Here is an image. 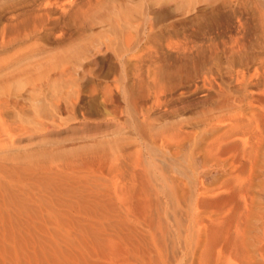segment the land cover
Wrapping results in <instances>:
<instances>
[{"label": "bare ground", "instance_id": "1", "mask_svg": "<svg viewBox=\"0 0 264 264\" xmlns=\"http://www.w3.org/2000/svg\"><path fill=\"white\" fill-rule=\"evenodd\" d=\"M91 1L38 0L33 5V9L29 15L34 16L33 18L36 20V25L34 26L48 29L55 27L58 23L57 19L60 21L59 18L55 19V21L52 20L54 14H60L64 18V15L75 9V11H78L75 12V14L77 13L75 17L72 14V18L80 20L81 17L85 16L82 11L89 4L88 2ZM25 15L29 16L28 14ZM126 16L124 15L123 18ZM144 17L146 19V15ZM98 18L100 17L98 16ZM132 19H125L126 21L123 19L125 22L122 27L119 25V20L115 24L112 23L110 29H104L106 35L101 39L102 41L100 40V42L91 44L87 43V46H82L77 53L74 52L75 54L71 55L72 60H69L70 65L66 64L68 63V60L66 62L65 59L66 56L60 58V60L57 59V63H60V65L58 64V67L60 66L58 68L60 76H71L72 74L77 75L80 70H83L84 61L91 58H102L106 56L105 53L108 52L109 54L111 51L112 59L117 62L119 68L116 71L113 67V71L118 73L119 76L116 80L113 78L115 81L113 85L107 84L106 86L105 84V87L102 86L100 88L103 97L99 95L101 93L98 94L97 92L98 95L94 94L96 88L93 86V91L91 88V91L85 89L90 93L87 96L89 99L87 97L85 99L82 98L81 101L79 100L81 103L72 104V107L66 105L68 102L71 104L70 100H68L64 106V108L67 106L68 109L69 106L71 109L79 107L89 116L91 114L90 111L95 112V109L97 111V105L101 106L102 104V114H95L96 116L92 114L91 116L103 118L100 120H104L105 116L112 117L108 118L106 128L100 126L99 123V125L95 123L100 131L99 134L87 138L90 134L87 133L88 135H85L87 140L85 141V138L84 142L81 140L82 144L79 142L80 144L77 146L75 143H77L78 138H76V142L72 141L75 142L73 143L75 145H72L70 149L62 145L63 147L60 146L61 148L58 147L54 151L50 149V151H43L35 156L30 155L31 157H28L29 160L37 166L40 164L45 165L48 162L51 164L50 160H52V163L65 162L64 169L67 167L68 170L66 171L70 173L69 175L73 179L77 177L75 180L79 179L80 182L76 180L77 183L79 182L78 184H81V181L85 177L87 180L90 179L88 176H85L89 174L87 173L89 170L102 176H105V173H108L109 176L114 173L117 181L122 179V183L115 184V187L114 184L112 185L114 193L111 194L112 196L114 195L113 200L115 205L113 208H115L118 218L116 221L121 222L119 223L120 226L124 227V225H128V227L124 228H128L127 231L130 233L124 229V232H127H125L126 235L123 233L126 236L124 237L117 230L120 234L116 231L119 238L117 236L115 238V235H112L113 240H107L105 238H109V236H106L103 237V241L100 238L95 239L96 235H92L94 238H90V242L87 240L89 243L88 247L89 245L92 246V248L89 247L92 249V252L98 249L96 255H94L98 260L102 259L103 261L104 259L109 261V264H119L121 261L119 257H123V253L127 249L124 246L127 243L126 241H128L127 239L130 238L131 244L133 243L130 235L133 237L136 235L134 239L138 238V241H136H142L144 244H136L137 242L135 241L137 245H134L136 250L137 248L139 249L138 245L140 248L142 246L146 247L143 249L145 252H149L150 256L155 251L156 254L159 253V257H162L169 239H173L172 244L173 248L176 247L175 250L180 249L183 228L181 231V227L179 226V230H173L174 232L171 233L168 227L172 225L169 223L170 221H174L176 226L180 225L181 211L178 212L177 210L186 209L184 216L190 218V216L194 217L192 211L200 207L222 204L232 207V210H235L234 212H238L243 207L244 211L242 212H244V216L239 220L240 222H237L240 226H243V233L242 235L239 233L238 236L234 235L235 237H232L229 232L230 229L222 230L223 234L219 231L218 233L220 234H216L217 237L210 239L207 244L208 246L206 245V249H209H203V251L208 252L215 244L218 245L219 241L222 240L223 245L219 244L221 250L232 248L238 255L240 254L239 256L243 254L247 255L248 258L246 257V261L243 264H256L255 261H252L254 258H252L253 254H259L260 257L264 255V224L257 226L258 214L264 205V29H234V31H231V29H134ZM66 23L64 21V24ZM55 40H57L56 44L61 42L59 39ZM41 52L44 53H38L39 55L33 53V56L25 57L24 61H26V64L30 68L41 66V64L45 65L40 58L46 56L47 59V54L45 51ZM15 63L18 64V62ZM117 66L115 64V67ZM48 71L51 72L52 70ZM106 83L109 82L106 81ZM114 87L116 88L113 89ZM80 89L77 90V96H75L76 93L73 94L75 96L74 99L76 97L77 99L79 98L78 93L80 91L85 93L84 89ZM99 96L101 102L98 100ZM59 105L54 104V107L51 110L49 109L50 111L46 109V112L40 114L42 115L40 117L45 122L44 120L43 122L29 120L31 124H36L37 133L43 128L48 129L46 127L48 123H51L54 129H59L67 123L64 122L62 124V119L60 121V117L63 116H60L62 107ZM69 112L75 118L77 113L74 115L68 110ZM68 113L66 112L67 115ZM80 115H82V112ZM82 116H78V118ZM68 117L70 121L72 117ZM85 117L81 119L88 120ZM63 120L65 121L66 117ZM69 121L68 123L72 122ZM109 121H112L114 126ZM94 127L91 128L93 129ZM28 128L23 131H29L30 128ZM19 130L22 131L21 128ZM28 131H25V134ZM16 132L17 134L19 133L18 131ZM16 132L13 131L14 134ZM91 132H94V129ZM82 133L85 132L82 131ZM68 136L70 137L71 135ZM2 139L5 141L4 138H1L0 142H2ZM59 140L58 142H61ZM58 142L56 144H59ZM13 162L16 161L14 160ZM56 163L52 165H56ZM19 164L22 163L20 162ZM83 174L84 176H82ZM90 177L92 178V181L89 180L91 183L99 184L97 183V177H95L96 180L93 179V175H90ZM99 178L101 183L109 182L105 181V179H103L105 181L103 182L101 177ZM83 182L86 183V180ZM85 183L83 185H86ZM101 183L99 184V188ZM83 185L79 186L82 187ZM102 185L103 187L100 189L104 190L105 184ZM213 185L217 186V190H213ZM87 187V185L83 187L84 191L78 188L79 190L76 192L81 190V192L88 194L90 191H86ZM108 187L110 188L109 185ZM106 188L105 190L109 189ZM96 190L101 194V190ZM83 193L78 194H81L82 198L85 197L86 200L93 196L89 195L91 192L88 196L86 194L83 195ZM78 194L76 193L75 195L80 197L81 195L79 196ZM85 198L83 199L84 201L80 200L83 205L80 201H77L78 199L76 200L80 206L85 207V209L82 207V212L83 209H88L87 206L92 204H89L90 201H85ZM92 198L95 200L97 197L94 196ZM97 199L96 201H98ZM73 204L72 207H68L70 211L77 205L76 203ZM79 205H77L78 210L81 209ZM97 206L98 216L96 218L101 215L99 214L101 213L99 212L101 208L99 209L100 205H98V202L95 205V209ZM96 210L92 209L90 212L91 216L90 213L89 215L86 213L90 209L89 211H85L84 215L87 214L88 219H90L93 213H96ZM73 211H76V208ZM236 215L238 216V214ZM231 217H235L234 214ZM111 220L110 223L112 222L111 224L114 227V222ZM192 222L190 223L191 225ZM75 224L78 228L80 227L77 223ZM111 224L109 225L110 227ZM137 224L146 230L139 228ZM129 225L132 226L129 227ZM133 225H136V227ZM191 228L190 230L189 228L187 229L188 233L184 240V250L187 251L191 247L190 239L192 234L189 235ZM79 229L83 230L84 227ZM86 229L89 231L88 228ZM112 230L115 232V227L111 229V232ZM254 230L261 231L262 236H259L262 238H258L257 243L252 244L253 246L250 245L253 247V250L250 251L247 244L249 238L245 235L248 234L249 236ZM89 232L87 234H91L94 230ZM105 233L107 235V232ZM147 233L149 235L152 233L151 238ZM127 234L130 235L127 237ZM102 236L104 235L102 234ZM80 237L78 238L82 239L84 236ZM114 240H119L120 243ZM84 241L82 240L83 243L80 241L82 245L79 244V249L86 260L87 256L85 255L87 252L84 254L83 251L86 249L88 251V248L84 244L87 241ZM251 241L254 240L251 239ZM248 243L250 242L248 241ZM197 244L200 245V243ZM81 246H84V250L80 248ZM195 247H198V245ZM200 247L197 249L193 247V250L190 249L192 250V252L190 251L191 254L196 256L198 251H201ZM129 250L125 251L126 254L130 252ZM54 254H57L55 250ZM69 254L71 253L69 252ZM150 256L147 264L150 263ZM207 258L205 257V259ZM83 259H80V261ZM124 260L123 263L125 262ZM57 263L61 264L62 262L59 261ZM66 263L64 262V264ZM142 263L145 264L144 261Z\"/></svg>", "mask_w": 264, "mask_h": 264}, {"label": "rangeland", "instance_id": "2", "mask_svg": "<svg viewBox=\"0 0 264 264\" xmlns=\"http://www.w3.org/2000/svg\"><path fill=\"white\" fill-rule=\"evenodd\" d=\"M36 1L38 0H0V134H2L0 135V137L5 139V141L2 139V142H0V264H56L59 261L62 262L61 264H64V262L66 263L68 261L69 262L66 264H94V262L95 264H109L110 262L107 260L103 259L102 261V259L98 260L97 258H95L94 255H96L98 249H95V252H92V249H90L92 248V246L89 245L90 248L88 247L89 243L87 240H89L90 242V238L93 239L95 235V239L100 238L103 241V237L109 236V238L106 237L105 239L111 240L112 235H115V238L116 236L119 238V236L116 234L117 230L120 232V234H123L127 231L128 228L124 227H128V225H124L123 227L119 224L121 222L116 221L118 220V218L115 212V208H113L115 206L113 200L114 195L112 196V194L114 193L113 188L115 187V184L122 183V179L117 181V178H115L116 175H114V173H112L110 176L108 173H105V176L107 175L105 177L104 175L102 176L99 173H93V171L91 170L87 171V173L93 175V179L96 180L95 177H97V183L99 184L101 183L99 177H101L102 180L105 179V181H109L108 183H101L100 188L103 187L102 184H105L103 188L104 190H101L102 188H99V184L91 183L92 178L87 173H85L87 174L85 176H88L90 178L89 180L91 181L87 180L86 177L85 179L82 177L83 181L86 180V183L81 181V184H78L80 182L79 179H76L77 181H79L77 183L75 180V178L77 177H74L73 179L72 176L69 175L70 173L66 171L68 170V168L66 167V169H64L66 165L65 162L62 163L61 161V163L57 162V164L56 162L52 163V160H50L51 164H49L48 160V163H46L45 165L42 164L43 166L40 164L39 167L35 163L30 161L28 157L30 155L35 156L43 151H50V149L54 151L57 150L58 147L61 148L63 146L70 149L72 148V145L76 144L78 146L81 140L84 142V138L86 141L87 138H90V136L98 135L100 131L98 130L97 125L100 124V126L106 128L108 120L112 117L105 116L106 118H104V120H100L103 118L98 117V119L97 117L91 116L92 114H102V104L101 106L99 105L100 107L97 105V111L96 109L95 112L90 111L91 114H89V116L85 114L86 112H84V110L82 111V109H80L79 107L71 109L70 106L75 103H81L80 101L82 100V98L85 99L87 96H89V91H91V89L92 91L94 90L93 86L94 88H96V90L98 89L97 91L94 90V94L98 95L99 93H101L100 88L102 86L105 87V84L106 86L107 84L113 85V83L115 82L113 78H115L116 80L119 76L118 73L113 71V67L116 71H118L119 68L117 66V62L112 59V53L110 51L109 54L108 52L105 53V59L104 57H97L84 61L83 70H85L86 72L80 70L79 74L77 75H63L64 77H61L60 72L58 73V68L60 67H58V64L60 65V63H57V59L60 60V58L66 56V62L68 60V63L66 64H69L72 60L73 54L77 53L82 48V46H87V43L91 44L94 42L97 43L98 41L100 42L104 35H106L104 33V29H110L112 23L115 24L116 22H118V20L120 22L119 25H121L122 27L124 25V22L128 20V18H133L132 25L134 24V29H231V31H234V29H264V0H92L91 2H88L89 4H87V6L82 11L84 12L83 15L85 16L81 17L80 20H77V18L74 19L77 14H75V12L78 11H75V9L69 11L67 15H64L65 19L60 14H54L52 19L53 21H55V19L57 18L60 19V21L57 19L58 23L55 25L56 29L55 27L43 29L41 26L38 28L34 26L36 25V20H34V16L29 14H31L33 5H35ZM92 13L94 16L92 15ZM122 13L127 16L123 18L124 15ZM25 14H28L30 17H27ZM72 14L74 15L73 18ZM69 15L71 16L70 19ZM145 15L146 19L144 17ZM95 16L96 18H98V16L100 18L96 19L94 18ZM122 18L126 20L124 21ZM25 19L27 21L29 20V23ZM67 20V23L69 24L66 23ZM64 21L66 24H64ZM55 39H59L61 40V42L59 44H56L57 40ZM39 50L45 51L47 54V59L46 56L40 58L42 60V63L45 65L41 64V66L30 68L24 60L28 56H33V53L35 55L44 53ZM15 62H18V64ZM19 62H21V64H19ZM13 63L14 65H16L14 66ZM115 64L117 67H115ZM11 68L14 69L12 70ZM48 70L52 71L50 72ZM106 81L109 83H106ZM80 88L84 90L89 89V91L85 90V93L80 91V93H78L79 98L77 99L76 97L74 99V97L77 96V90ZM115 88L116 87H114L113 89ZM74 93H76L75 96H73ZM99 95L102 96V93ZM100 96L98 100H100L101 102ZM68 100H70L71 104L68 102ZM54 104H60L59 106L62 107L60 116L63 117L59 116L60 121L62 119V124H64V122L68 123V116H70V118L73 116L70 114V112L68 113V110L71 111V113L74 115L77 113L75 115V118L73 116L70 120L72 122L68 123L69 125L66 123L59 129L52 128L51 123H48L46 126L48 127V129L43 128L37 133L36 124L33 125V123L31 124L30 121L34 120L36 122L38 120L39 122H43L44 119L41 118L42 115L40 114H43L49 109L51 110L54 107ZM65 104L67 106L70 105L69 109L67 108V106L66 108H64ZM78 111L80 113L82 112L83 116L80 115ZM66 112L68 113V115L66 114ZM78 116L82 117L78 118ZM65 117L67 121L63 120L65 119ZM83 117L88 118V120L81 119ZM96 118L98 122L96 121ZM110 122L112 123L111 125H113V122L109 121V123ZM87 123H90V129ZM28 125L30 129L28 128ZM48 125H50L51 128H49L50 126ZM23 127H25L24 129H29V131L25 130L26 132L28 131V133L25 134V131H23ZM91 127H94V132H91L93 130ZM20 128L23 132L19 130ZM96 129L98 132L96 131ZM13 131H18L19 133L17 134L16 132L14 134ZM82 131L85 133H82ZM87 133H90L91 135H88ZM67 134L71 136L69 137ZM85 135H88V137L86 138ZM76 138H78V141L75 140ZM58 140L61 142H58ZM69 140L71 141L69 142ZM72 141H77V143ZM57 142L60 145L56 144ZM14 155L17 156V159H14ZM14 160L16 162H13ZM10 162L13 163L11 164ZM20 162L22 164H19ZM55 163L56 165H52ZM82 176H84V174ZM105 181L103 180V182ZM82 182L83 184L85 183L88 186L86 188V191L91 192H89L90 194L88 192L87 193L90 196L93 195L92 197H97L98 199H96L98 201H96V199L94 200L92 197H87L88 200H86L85 197L82 198V195L80 194V196L78 194L83 193L81 192V190H85L83 189V187H85L86 185H83ZM87 182H90L91 184ZM94 182L96 183V181ZM113 184L114 187L112 188ZM79 185L83 186L81 187ZM93 185L94 188L102 191H100L101 194L98 193V190L93 188ZM108 185L110 186V188L108 187ZM78 188H81V190L76 192L77 190H79ZM105 188H109L111 191L109 189L105 190ZM213 190H217V186L213 185ZM76 193L80 197L76 196ZM84 194H86V192L83 193V195ZM88 194L86 195L88 196ZM84 198L85 201H90L89 204L94 203L93 205H90L91 207L87 203H84L88 205V209L86 210H84V206H80L77 202L81 199L83 200ZM68 202L71 205H69ZM97 202L98 205H100L99 209L101 208L102 211L100 209L99 212L101 213L99 214L101 215L96 218V216H98V206L96 207L97 210L95 209V205H97ZM73 203L79 205L81 209L78 210V206L75 205L74 209L76 208V211H73V208V210L70 211L68 207H72L74 205ZM81 204L83 205L82 202ZM82 207H84L83 212ZM203 207L196 209L197 211H192L194 217L190 216L191 220L189 217L184 216L186 214V209H179L177 211H181L179 221L180 225L176 226L174 224V221L169 222L173 225L172 226L169 224L171 227L168 226L169 232L171 231V233H173L175 230H179L180 227L182 231L183 228V231H180L181 235L183 234L181 238L180 249L175 250L176 247L173 248L172 244L173 239H169L166 243V249L164 250L163 254L161 253L162 257H159V253L156 254L155 251L150 256L149 252H145L144 250L146 247L144 248L142 246V248H140V246L138 245L139 249L137 248L136 250V244L141 243L142 245L143 243L142 241L137 242L138 238L134 239L136 235L133 237L129 234L130 237H132L131 239L133 240V243L131 244L129 240L130 238H128V241H126L127 243H125L124 246L127 247V249L125 248L126 250H131H129L130 252H127V254L125 252L126 250L124 251L123 257H119V260H121L119 264H143L142 261L147 264L149 262V256V264H243L246 261L247 255L243 254L239 256L240 254L238 255L232 248L221 250L220 245H223V241L221 239V241H219L220 245L215 244L213 248L208 252L203 251V249H209H206V245L208 244L210 239H215L217 235L220 234L218 233L219 231H221V234H223L222 230L230 229L229 232L232 237H235L234 235L238 236L239 233L240 235H242L243 226H240L237 222H240L239 220L244 216V212H242L244 211L243 207H241L238 211L239 213H241L240 215L237 211L234 212L235 210H232V207L222 204L212 206L208 205ZM91 208L96 210V213H93V219H88L89 217L87 216V214L89 215V213L92 211ZM261 208L262 209L258 214L257 226L264 224V205ZM87 210L89 212H86L87 214H85V218L84 213ZM76 212L78 213V215ZM235 213L238 214V216ZM59 214L61 215L59 216ZM233 214L235 217H231L233 216ZM110 219H112L114 222L113 225L115 227V232L113 231L114 229L111 232V229L114 227L111 224L112 222L110 223ZM95 222L97 223L94 225ZM191 222L192 225L190 224ZM73 223H77L80 226L79 228H88L89 231L94 230V232H92L91 234H87L89 232L87 231V229H79L78 226L76 224L74 225ZM109 223L111 224V227L109 226ZM130 226L132 225H129V227ZM133 226L136 227V225ZM138 227L143 228L142 226L140 227V225H138ZM120 228L122 229L120 230ZM188 228L189 230L191 228V233H189V235L192 234V237L190 239L191 247L193 246L194 249H197L201 246V251H198V254L199 252H201L199 255L197 254L195 256L191 254L193 247H190V249L192 250H184V240L188 233ZM124 229L126 230L125 232ZM258 231L259 230H254L249 236L248 234L245 235L247 236V238H249L247 240V244L250 251L253 250V247H251L250 245L257 243L258 238H262L259 236H262L261 231ZM105 232H107V235H105ZM127 232L130 233L129 231ZM102 234L104 236H102ZM151 234H148L150 238ZM123 235H121V237H123ZM125 235L124 237H126ZM129 235L127 234V237ZM80 236L84 237L82 239H79L78 237ZM250 238L254 241H251ZM82 240L83 242H85L84 240L87 241L84 244H86V248H88V251H86V248V250H84V246H81L80 248L84 250V254L87 252L88 255H90L88 256L87 253L85 255L87 256L88 260H85L82 251H80L79 249V244L82 245L83 243ZM135 241L137 242L136 244ZM248 241L250 243H248ZM116 242L120 243L119 240H117ZM197 243H200V245ZM196 245H198V247H195ZM54 250L55 253L57 252V254H54ZM60 251L61 253L59 254ZM69 252L71 254H69ZM76 252L78 255L76 254ZM253 255L254 256H252V258H254L252 261H255L256 264H264V255L263 257H260L259 254L255 253ZM205 257L208 258L205 259ZM80 259H83L84 261H80ZM123 260L125 261L124 263Z\"/></svg>", "mask_w": 264, "mask_h": 264}]
</instances>
